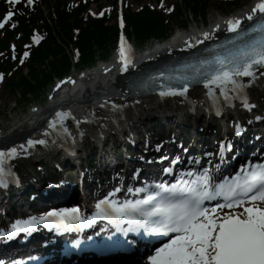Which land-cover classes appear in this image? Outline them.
<instances>
[{"label": "snow or ice", "instance_id": "obj_1", "mask_svg": "<svg viewBox=\"0 0 264 264\" xmlns=\"http://www.w3.org/2000/svg\"><path fill=\"white\" fill-rule=\"evenodd\" d=\"M19 2L20 0H8V3L13 5ZM26 3L30 6L34 0H26ZM257 13L260 14V23L249 29V32L259 34L256 39L243 42L242 36L248 35V32H244L236 37V40L241 41L240 43L230 41L232 47L221 46L222 52L213 59L201 60L199 66H193L198 75L204 76V84L209 89V95L213 92L209 85H216L225 100H230L227 89L228 85H231V91L242 98L246 108L250 105L244 92L245 84L238 78L249 77L255 80L256 69L264 67V0H258L247 14V19L252 20ZM14 15L13 11H8L3 19H0V29H3ZM242 19H229L226 22L227 30L238 32ZM11 26L15 28L16 24L12 23ZM121 26L123 27V21ZM216 27L219 28V25ZM203 36L209 38L210 34L205 32ZM33 39L35 40L36 37ZM196 43L201 41L197 40ZM28 55L26 51L24 56ZM120 59L123 61L121 70L126 71L131 59L127 55L123 36H121ZM23 62L21 59V63ZM202 66H206L204 71H201ZM2 79L3 73H0V80ZM187 79L188 77H181L182 87H168L166 91H161L160 95L184 96L189 87L184 83ZM59 86L57 85L58 88ZM70 115V112H56L55 118L49 122V128L56 129L58 124L63 128V120ZM77 124H79L78 120ZM63 130L67 132L66 128ZM27 143L32 146L36 143L46 144L47 141L30 139ZM23 147L21 145V148ZM223 151L222 145L221 152ZM17 154L15 147L7 151L0 150V185L7 186L3 181L5 159H11ZM155 187L160 191L143 200L118 205L106 197L96 205L98 216L102 215L105 219L112 220L120 217L127 221L128 228L122 229L119 227L121 221L117 220L120 231H139L142 228L149 235L176 234L167 243L157 247L154 254L148 256L150 264H264V165H257L242 176L238 175L231 181L215 186L212 185L211 178L205 171L191 183L185 181L171 188L161 184ZM217 197H222L224 203L216 204L211 210L205 207V201ZM237 208L243 210L236 211ZM224 209L230 211L223 212L222 217L215 215L218 210ZM52 217H59L64 223L70 220L81 225L85 223L79 215L78 208L52 210L40 217L39 222L51 224ZM37 222L35 217L26 222L17 221L12 226V232L7 235L11 236L17 230L29 231ZM76 243L79 244V241Z\"/></svg>", "mask_w": 264, "mask_h": 264}, {"label": "rangeland", "instance_id": "obj_2", "mask_svg": "<svg viewBox=\"0 0 264 264\" xmlns=\"http://www.w3.org/2000/svg\"><path fill=\"white\" fill-rule=\"evenodd\" d=\"M127 2L130 3H135L134 6L135 8H138L139 6L143 5V4H147L150 3L153 6H156L159 4V0H126ZM101 3V4H100ZM114 4V0H100L99 2V6L100 5H104V6H109V5H113ZM219 3L215 0L211 1V4L209 3V7H208V14H210V17H214L218 14H220L222 11V9L220 7H218ZM96 5H93L92 9L95 11L96 10ZM188 12V11H187ZM189 18L192 19V16ZM194 19H196V17H194ZM199 23L201 22V19L198 20L196 19ZM181 20L180 19H175L173 21V25L175 28H177L178 26H180L181 24ZM193 21H191L192 23ZM7 81L5 82V85L3 87L0 88V114H5L11 110H13L14 105L17 103L19 105V95H15L14 93H12L9 88H7L6 86Z\"/></svg>", "mask_w": 264, "mask_h": 264}, {"label": "trees", "instance_id": "obj_3", "mask_svg": "<svg viewBox=\"0 0 264 264\" xmlns=\"http://www.w3.org/2000/svg\"><path fill=\"white\" fill-rule=\"evenodd\" d=\"M68 18H69L68 15H65L63 18L65 25H66V21L68 20ZM100 25H102V23L95 24V27L93 29H91L92 33L87 35V37L83 41H81L80 43L81 44H86L87 42L90 43L91 40L98 41L99 43H104V41L106 40V39H104L105 38L104 37L105 30ZM66 26L69 27L68 24ZM135 31L139 37H143L144 39L148 38L151 35L160 36V35L164 34L163 32H161V27L159 24L148 25L141 20H136ZM53 42H55L54 39H53ZM55 46L60 47V45H57V44H55L53 47L51 46V43L47 44L45 49L38 52L37 61H43L44 57L48 56L49 54L57 55L60 51H56ZM22 80H23L24 84L28 85L29 81L25 77H23Z\"/></svg>", "mask_w": 264, "mask_h": 264}, {"label": "bare ground", "instance_id": "obj_4", "mask_svg": "<svg viewBox=\"0 0 264 264\" xmlns=\"http://www.w3.org/2000/svg\"><path fill=\"white\" fill-rule=\"evenodd\" d=\"M263 79H264V76H263ZM263 91H264V89H263ZM193 96L202 100V97H203L202 91H200L199 89L194 90ZM163 105H165V104H159V102L155 98L150 97L149 100H144L142 104L137 105V107L133 113L138 114L140 116L147 115V114L148 115L156 114L158 112L157 108L159 106H163ZM93 106L99 107V106H101V102H97V103L93 104ZM79 110L81 111V108ZM93 110H95V109H93ZM186 111H188V110L186 109ZM197 113L199 115L200 113H202V110L199 108ZM186 114H187V112H184L182 115H186ZM97 115H98V113H97ZM98 118L101 121L105 122V118L102 115H100ZM113 128L114 127H112L111 129H113ZM259 140H263L262 136L259 137ZM43 154H45V153H43ZM221 168L223 169V167H221ZM141 264H143V262Z\"/></svg>", "mask_w": 264, "mask_h": 264}]
</instances>
